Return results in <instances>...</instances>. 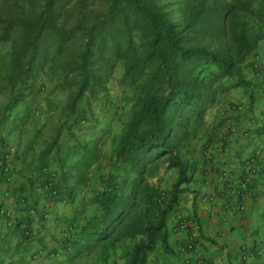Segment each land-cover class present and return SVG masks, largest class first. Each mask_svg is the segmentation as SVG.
Returning a JSON list of instances; mask_svg holds the SVG:
<instances>
[{"label":"trees","instance_id":"obj_1","mask_svg":"<svg viewBox=\"0 0 264 264\" xmlns=\"http://www.w3.org/2000/svg\"><path fill=\"white\" fill-rule=\"evenodd\" d=\"M20 1L28 6L9 7L0 36V41L13 40L10 69L14 78L24 79L35 67L43 38L50 34L51 72H75L77 97L89 84L101 83V74L92 68L94 59L107 65L123 59L127 75L144 90L116 147L113 172L102 179V189L96 193L100 211L80 227L79 238L65 241V248L83 250L84 243L94 237L107 249L129 238L133 245L126 264H148L158 243L168 247L169 216L190 191L188 164L176 153L172 139L182 108L204 107L211 93L222 88L217 82L223 77L250 84L239 65L264 40V0H175L180 9L176 21L163 10L161 0ZM190 30L197 33L194 44ZM203 34L222 48L215 51L201 45ZM136 38L145 39L146 47L141 49ZM24 97L22 92L13 98L9 108ZM176 130L181 131L179 126ZM59 137L41 154V168L49 166L47 157L58 146ZM149 161L178 168L171 189L162 191L147 179ZM2 163L1 174L7 180L6 159ZM61 166L60 171L48 172L43 184L51 204L74 200L68 172ZM89 166L84 165L85 174L77 183L84 182ZM3 210L0 213L10 220ZM23 232L25 242L31 230L23 228ZM92 249L88 245L85 250Z\"/></svg>","mask_w":264,"mask_h":264},{"label":"rangeland","instance_id":"obj_2","mask_svg":"<svg viewBox=\"0 0 264 264\" xmlns=\"http://www.w3.org/2000/svg\"><path fill=\"white\" fill-rule=\"evenodd\" d=\"M161 1L168 17L173 21L178 20V3L175 0ZM20 5L27 7L28 3L0 0V36L9 7L17 10ZM189 35L190 43L194 44L197 33L190 30ZM135 40L140 42L138 44L143 49L146 40ZM12 42L11 39L0 41V167L6 159L9 170L7 180L11 181L19 166L22 170L18 178H26L28 182L32 180L33 183L42 185L46 192L43 184L46 183L48 172L60 171L61 165H64L68 172L67 182L74 190V200L64 210H76L75 221L80 225L100 211V205L95 200L96 193L102 189V179L113 172L116 147L133 118L144 90L139 86L140 82L133 83L127 75L123 59H113L108 65L94 59L92 68L101 74V83L96 86L89 84L77 97L78 77L75 72H51L50 34L43 38L42 53L35 67L24 79L14 78L15 73L10 69ZM199 43L208 45L215 51L222 48L209 35H201ZM261 60L258 45L256 51L239 65L243 78L250 84H238L235 77H223L217 82L222 88L211 93V100L204 107L196 110L183 106L182 119L175 124L172 139L176 145V153L186 161L190 173L205 161L206 152L214 153L220 143L226 141L230 132H233L228 126L230 122L237 121L239 113H247L251 98L264 89ZM22 92L25 97L9 108L13 98ZM177 126L181 131L176 130ZM58 134V146L47 157L49 166L41 168V154ZM217 144L219 145L216 146ZM86 163L90 164L88 175L84 182L77 183L80 174H85L83 167ZM146 166V177L153 185L162 191L171 189L178 177V168H169L166 163L154 164L152 161ZM30 172L32 176H28ZM125 174L129 176L130 172L126 171ZM66 230L64 232L67 239L70 234L74 239V235L80 232V228L78 230L76 226ZM131 244L133 245V241L129 239L106 249L94 237L84 243L86 247L89 245L94 248L88 252L95 255L101 251L103 256H107V260L113 258L112 255L109 258L112 252L117 255L119 250L122 255H117L116 261L123 258V253Z\"/></svg>","mask_w":264,"mask_h":264},{"label":"crops","instance_id":"obj_3","mask_svg":"<svg viewBox=\"0 0 264 264\" xmlns=\"http://www.w3.org/2000/svg\"><path fill=\"white\" fill-rule=\"evenodd\" d=\"M259 49L264 68V40ZM237 116V121L228 125L233 132L226 141L217 144L214 153L206 152L205 161L191 171L190 191L183 195L168 219V247L158 243L149 254L148 264H264L263 88L251 98L247 113ZM1 147L0 143V150ZM256 153L261 155L262 168L251 175L247 161ZM21 170L17 166L9 181L0 169V210L11 217L8 220L0 213V264L127 263L132 244L117 261L116 257L122 255L119 250L118 256L112 252L109 258H113L107 260L101 251L94 255L86 247L65 248V241L79 237L74 235L73 239L70 234L67 239L64 231L74 226L79 230L86 222L78 225L77 211L64 210L69 202L51 204L42 185L18 178ZM247 177L251 182L241 209L227 190ZM23 228L31 230L25 242ZM126 240L129 238L121 242ZM191 242L193 249L188 248Z\"/></svg>","mask_w":264,"mask_h":264},{"label":"built area","instance_id":"obj_4","mask_svg":"<svg viewBox=\"0 0 264 264\" xmlns=\"http://www.w3.org/2000/svg\"><path fill=\"white\" fill-rule=\"evenodd\" d=\"M261 162H262L261 161V155H259V153H256L255 155H253L252 157L249 158V160L247 161V166H248V169H249V172L251 175L253 173L255 174L261 170V168H262ZM5 169H6V171L8 170L7 166H5ZM250 182H251V178L247 177L245 180L240 181L237 185H230L228 190H227L229 195L235 197L238 200V206L241 209H244L243 200L245 198V195H246V192H247V189L249 187ZM211 198H212V196L208 197V200L210 201ZM3 211H5V210H3ZM184 224L185 223H182L181 227H184ZM188 248L193 249L194 244L192 242L189 243Z\"/></svg>","mask_w":264,"mask_h":264}]
</instances>
